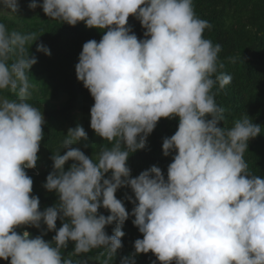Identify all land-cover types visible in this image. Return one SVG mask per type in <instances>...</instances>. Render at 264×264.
Wrapping results in <instances>:
<instances>
[{
	"label": "clouds",
	"instance_id": "1",
	"mask_svg": "<svg viewBox=\"0 0 264 264\" xmlns=\"http://www.w3.org/2000/svg\"><path fill=\"white\" fill-rule=\"evenodd\" d=\"M28 7L104 32L99 42L83 44L75 74L94 100L90 128L110 146L94 161L71 147L87 140L83 127L69 128L66 151L51 156L53 171L43 185L58 202L39 210L25 171L35 168L44 137L42 112L28 102L37 59L25 47L39 36L0 23V260L73 264L62 255L69 242L74 255L104 248L115 258L131 215L143 235L135 254L151 252L159 264H264V177L250 173L243 158L261 126L245 114L231 128L218 126L224 109L212 89L232 77L217 75L222 46L204 37L211 25L196 16L193 0H32ZM19 10L18 0H0V13L18 17ZM129 16L139 20L145 39L126 27ZM36 51L51 54L42 43ZM162 118H178L177 130L162 142L165 157L175 153L167 179L156 166L132 178L128 157L145 147ZM68 161L74 163L65 171ZM122 187L134 194L131 213L115 196ZM100 208L109 215L98 214ZM41 224L46 231L36 237L15 230ZM52 231L51 241L43 239Z\"/></svg>",
	"mask_w": 264,
	"mask_h": 264
},
{
	"label": "trees",
	"instance_id": "2",
	"mask_svg": "<svg viewBox=\"0 0 264 264\" xmlns=\"http://www.w3.org/2000/svg\"><path fill=\"white\" fill-rule=\"evenodd\" d=\"M30 1L32 0H18V17L0 13V23H4L9 31L39 36L32 45V41H29L25 47L29 48L30 56L37 59L28 74L31 85L28 102L42 112L45 121L44 137L40 142L35 168L25 171L33 181L30 195L39 198V210L43 211L58 202L55 191L49 192L43 185L46 177L53 171L51 156L59 152L63 155L66 151L63 149V142L69 128L77 125L83 127L87 140L71 147L79 148L94 161L104 146H110L90 128V109L94 100L75 74V65L83 44L89 40L99 42L104 32L88 29L84 22L69 26L50 20L41 7L29 9ZM36 3L42 4L43 0H36ZM193 7L196 16L211 25L205 30L204 37L213 45L218 43L222 46L217 61L222 67L217 75L223 73L232 77L231 82L223 89L218 83L212 89L217 105L224 109V119L218 126L231 128L234 121L241 119L244 114L254 124L261 126V134L249 140L243 158L250 173L264 177V0H193ZM126 27L131 29L138 40L145 39V29L135 16L128 17ZM41 43L50 49V55L36 51L37 44ZM10 98L16 97L10 95ZM177 128L178 118H162L157 122L154 130L147 136L145 147L128 157L127 166L132 178L156 166L167 179V168L175 153L165 157L162 154V142L164 138H170ZM73 163L74 161L66 162L65 171ZM110 176L109 172L105 178ZM115 196L131 213L135 206L132 190L129 187L119 188ZM98 214L107 216L109 212L100 208ZM133 219L130 215L122 225V248L117 251L115 258L109 259L104 248L74 255L72 242L62 250V255L71 257L73 264H121L125 258L128 264H159L151 252L135 254L134 242L143 239V235L133 225ZM61 225L62 221L58 219L56 229ZM115 226H106L105 232L112 235ZM15 230H26L32 237H36L46 231V226L41 224L39 229L21 226ZM54 235L55 231L47 232L43 239L51 241ZM0 264H9V261L0 260Z\"/></svg>",
	"mask_w": 264,
	"mask_h": 264
},
{
	"label": "rangeland",
	"instance_id": "3",
	"mask_svg": "<svg viewBox=\"0 0 264 264\" xmlns=\"http://www.w3.org/2000/svg\"><path fill=\"white\" fill-rule=\"evenodd\" d=\"M40 1V0H39ZM32 1H30V3H31Z\"/></svg>",
	"mask_w": 264,
	"mask_h": 264
},
{
	"label": "built area",
	"instance_id": "4",
	"mask_svg": "<svg viewBox=\"0 0 264 264\" xmlns=\"http://www.w3.org/2000/svg\"><path fill=\"white\" fill-rule=\"evenodd\" d=\"M23 232V231H22Z\"/></svg>",
	"mask_w": 264,
	"mask_h": 264
}]
</instances>
